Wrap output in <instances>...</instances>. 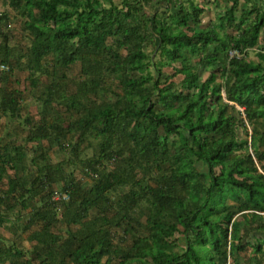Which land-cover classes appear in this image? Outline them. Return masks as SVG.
<instances>
[{
	"label": "trees",
	"instance_id": "obj_1",
	"mask_svg": "<svg viewBox=\"0 0 264 264\" xmlns=\"http://www.w3.org/2000/svg\"><path fill=\"white\" fill-rule=\"evenodd\" d=\"M0 2L9 9L0 13V64L8 67L0 119L20 118L23 92L11 81L18 71L33 88L50 79L37 97L43 106L81 113L67 127L60 116L26 120L24 142L40 150L30 160L34 175L25 147H0V226L15 235L38 227L28 250L0 239V264H241L244 254L247 264H261L264 9L237 18L234 3L204 26L192 0L176 11L153 0ZM11 19L21 21L24 47L12 44ZM232 51L243 56L230 58ZM77 64L71 93L64 73ZM112 78L120 92L107 85ZM108 91L113 98L104 99ZM87 134L96 143L81 164L99 173L89 188L68 180L42 145ZM58 184L67 201L51 200Z\"/></svg>",
	"mask_w": 264,
	"mask_h": 264
},
{
	"label": "rangeland",
	"instance_id": "obj_2",
	"mask_svg": "<svg viewBox=\"0 0 264 264\" xmlns=\"http://www.w3.org/2000/svg\"><path fill=\"white\" fill-rule=\"evenodd\" d=\"M5 10L9 12V9L6 6H3L0 2V13ZM144 11L148 13L150 12V8L145 7ZM11 14L13 15L12 12ZM136 22V20H133L132 24H135ZM7 30L13 37V45L16 44L24 47L27 44V37L22 35L23 33L21 31V21H19L18 19H11V21L7 24ZM150 50L151 49L148 48V51ZM122 54H124V52H122ZM249 58L255 59L253 53L249 54ZM160 59L161 58L159 55L155 56L156 61H159ZM175 65L179 66L178 63ZM163 71L166 73L167 71L168 73L171 72L168 68H165ZM79 72L80 68L78 64L65 71L64 74L67 76V80H65L64 83L67 91H70L71 93L75 92ZM207 75V73H203L202 79H205ZM180 78L181 76H177L173 80L177 83L179 82ZM15 80H17V82H15L13 86L14 89H18L23 92L20 95V118L10 120L9 123H6L7 120L4 118L0 119V147H2L3 144L7 143L10 144L12 147H25L27 156L24 160V166L26 168V171H29L31 175H34L36 174V168L38 165L36 164L37 166H34L30 164V160L36 156L37 152L35 151V149L38 148L37 146H35V144L24 142V138L27 136L28 130L30 128V126L26 123V120H30L33 123H39L46 116H60L63 117L65 120V124L63 125V127H67V124L71 123L72 120L77 119L81 115V113L77 111H66L64 103L56 102L49 107H45L41 104L40 101L37 100V97L39 96L42 100L44 99L42 98V94H44L46 85L50 83V79L48 80L44 77H41L38 87L33 88L30 82L27 80V73L23 71H18L15 73V76L11 81L14 82ZM107 85L112 88L113 92H120V86L117 81L113 80V78L108 80ZM103 98L111 99L113 98V94L108 91L103 94ZM91 99L94 100L93 97H91ZM77 137L78 136L68 135L67 137L61 138L59 143L60 146H58L57 143L54 141H43L42 145L46 148L45 154L47 155V159L49 160V162L54 165L61 164L62 168L64 169L65 175H67L68 180L80 183L84 187L89 188L94 183V181L97 180V178L99 177V173H94L85 165L81 164V162L83 159L90 158L93 155L96 141L91 138L89 134H87L84 140L78 143ZM76 145L77 148L73 152V149ZM38 163L40 162L38 161ZM108 167H111V165H108ZM12 173V171L8 170L9 175H12ZM61 188L62 185H55L53 187L52 194L61 193ZM0 189H2L1 184ZM10 218L14 219V217L12 216ZM27 218V214L22 216L20 218L19 224L26 225ZM59 218L60 217L58 216V220L56 222L57 230L55 229V231L57 234H60L62 236L66 230ZM141 221H144V218H142ZM9 225L10 224L3 222L2 226H0V239L3 243H1V245H5L7 246L6 248H8L10 244L13 245L14 242H16L17 245L23 248L24 250L30 249V246L32 244L30 240V238L32 237L31 234L33 232L35 233L36 231H38V227H36L35 225H30L27 229L28 232L26 233L22 232V230L19 228L18 234L15 235V233L7 229V226ZM241 257V264H247L246 259L249 258L250 255L244 254V256L241 255ZM261 264H264V259L261 260Z\"/></svg>",
	"mask_w": 264,
	"mask_h": 264
},
{
	"label": "crops",
	"instance_id": "obj_3",
	"mask_svg": "<svg viewBox=\"0 0 264 264\" xmlns=\"http://www.w3.org/2000/svg\"><path fill=\"white\" fill-rule=\"evenodd\" d=\"M186 0H153L154 4L159 3L163 9H169L170 11H176L180 5ZM195 4H198L203 8V14L201 15V23L204 26L210 25L217 19L222 17L227 9L236 5V17L240 16L241 11L247 9H264V0H192ZM251 19L253 16L250 17ZM228 32H232L228 30ZM234 34V32H232ZM264 33V28L262 30ZM263 36V34H262ZM264 39V37L262 38ZM245 52L250 54L256 52V49H249Z\"/></svg>",
	"mask_w": 264,
	"mask_h": 264
},
{
	"label": "built area",
	"instance_id": "obj_4",
	"mask_svg": "<svg viewBox=\"0 0 264 264\" xmlns=\"http://www.w3.org/2000/svg\"><path fill=\"white\" fill-rule=\"evenodd\" d=\"M230 58L232 57H242L243 56V53H238L236 51H232L230 52L229 54ZM8 70V67L4 64H0V74L3 72V71H6ZM51 200L52 201H67L68 200V196L64 193H53L52 196H51Z\"/></svg>",
	"mask_w": 264,
	"mask_h": 264
}]
</instances>
